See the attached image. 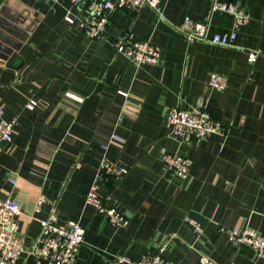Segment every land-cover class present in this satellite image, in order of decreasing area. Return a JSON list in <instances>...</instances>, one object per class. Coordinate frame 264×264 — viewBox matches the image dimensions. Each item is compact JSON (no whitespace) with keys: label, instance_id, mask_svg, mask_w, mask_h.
<instances>
[{"label":"crops","instance_id":"0c3cea01","mask_svg":"<svg viewBox=\"0 0 264 264\" xmlns=\"http://www.w3.org/2000/svg\"><path fill=\"white\" fill-rule=\"evenodd\" d=\"M237 1L248 20L233 45L219 46L189 45L176 30L185 17L206 22L211 0H160L162 17L149 7L116 11L99 38L64 19L81 14L86 1L0 0V97L4 119L16 121L12 141L0 142V197L21 206L17 264H36L30 252L40 233L33 220L39 195L46 202L38 217L54 209L58 225L85 228L74 264L138 260L161 245L174 264H199L201 255L215 264H261L250 247L218 230L264 234V0ZM210 28L228 32L232 19L215 11ZM125 36L157 45L159 63L136 65L116 53ZM211 74L225 77L224 90L208 87ZM173 106L205 109L221 132L173 139L166 122ZM110 133L123 143L109 142ZM163 151L191 159L186 178L166 170ZM103 159L127 173L113 179L101 172ZM97 174L98 196L128 219L126 227L85 203Z\"/></svg>","mask_w":264,"mask_h":264},{"label":"built area","instance_id":"2783aa9c","mask_svg":"<svg viewBox=\"0 0 264 264\" xmlns=\"http://www.w3.org/2000/svg\"><path fill=\"white\" fill-rule=\"evenodd\" d=\"M74 5L81 6L85 2V8L79 15L70 14L64 17L68 24L77 22L78 26L91 38L101 37L112 15L116 11L138 12L143 7L153 9L159 17H162L163 9L160 0H70ZM215 11H220L232 19V28L224 33H212L210 17ZM248 20V16L237 0L221 2L211 0L209 17L206 22L194 21L185 17L176 30L184 37L187 44L209 43L219 46L233 45L236 32L240 25ZM116 53L126 57L136 65H157L160 60V48L147 40L135 39L125 36L114 43ZM257 52H250L248 60L255 61ZM208 87L215 90H224L226 79L222 75L211 74L207 83ZM122 96L126 93L119 92ZM36 106L34 100L26 104L28 110ZM4 109L0 97V142L10 143L14 135L15 120L6 121L3 117ZM166 122L170 126V137L175 140L188 141L207 138L210 134L220 133L222 127L215 121L205 109H182L173 106L166 111ZM109 142L121 144L122 137L116 133H110ZM104 148L107 147L103 145ZM161 161L167 171H171L180 178H186L191 166V159L184 154L161 153ZM101 172L117 180L127 173V169L118 167L114 163L103 159L100 164ZM102 180L97 174L90 185L84 200L87 205L96 208L103 213L109 223L116 227H126L128 219L115 207L107 206L98 196V184ZM46 199L39 195L35 201L33 220L39 224L40 233L31 247V254L36 264H74L80 247L85 243L86 230L78 222L67 221L64 225L56 223L57 216L54 209L44 217H38ZM21 206L11 199L0 197V264H17L19 256L24 252V242L19 229V217ZM37 215V216H36ZM185 222L191 229L200 234L202 232L198 224L190 218ZM219 232L225 234L229 241L250 247L261 264H264V234L250 227L226 228L220 226ZM165 245H161L156 254L143 255L138 260H133L125 255L114 257L112 264H174L164 258L162 252ZM199 264H215L211 259L201 255Z\"/></svg>","mask_w":264,"mask_h":264}]
</instances>
